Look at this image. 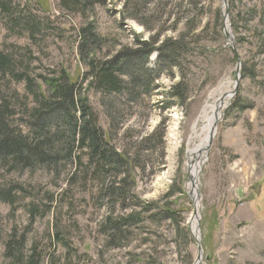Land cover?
<instances>
[{"label": "rangeland", "instance_id": "obj_1", "mask_svg": "<svg viewBox=\"0 0 264 264\" xmlns=\"http://www.w3.org/2000/svg\"><path fill=\"white\" fill-rule=\"evenodd\" d=\"M61 1L24 0L27 13L42 25L34 40L8 32L0 22V51L27 61L34 87H43L40 78L57 80L62 73L83 84L87 68L79 58L77 33L87 24L103 41L97 58L119 48L139 50V43L152 40L157 48L181 36L182 47L148 96L141 94L131 105L124 97L110 98L118 114L114 126L103 95L86 92L96 127L109 136L111 147L135 162L130 193L135 199L123 209L120 204L111 208L99 195L98 180L88 177L85 187L79 179L69 183L77 167L73 163L51 171L34 164L21 173L0 170V176L8 174L0 184L9 181L24 189V196L13 192L11 208L0 203V264L11 263L3 241L20 236L24 262L33 256L37 264H196L187 154L199 143L193 138L194 124L200 135L202 111L220 98V90L231 98L222 101V118L198 175L199 264H264V0H225V7L223 0H140V22L130 18L126 0L94 2L84 15L80 8L65 10ZM157 61L153 52L146 67L163 73L166 67ZM3 85L25 100L27 110L35 106L25 83L6 77ZM0 92L5 93L2 85ZM18 118L13 123L24 136L29 130ZM33 204L38 210L31 221ZM131 210L140 214L137 223L112 242L103 219Z\"/></svg>", "mask_w": 264, "mask_h": 264}, {"label": "trees", "instance_id": "obj_2", "mask_svg": "<svg viewBox=\"0 0 264 264\" xmlns=\"http://www.w3.org/2000/svg\"><path fill=\"white\" fill-rule=\"evenodd\" d=\"M192 1L188 0V3ZM23 2L24 0H0V22L2 21L8 32L27 34L29 39L34 40L42 32V25L27 13ZM94 2L101 3L100 0H62L60 5L67 11L80 8L79 11L84 15ZM125 5V10L129 7L132 13L129 15L132 16L130 18L139 21L137 14L140 0H126ZM77 39L80 61L87 68L82 85L77 82L78 79L71 81L67 74L62 73L57 80L40 78L43 87L39 85L34 87L26 74L27 61L0 51V85L5 90V93L0 92V170L9 174L21 173L24 169H32L34 164V167L46 166L51 171L54 168L58 169L60 164H69L71 167L73 163L77 167L68 175L69 183L79 179L81 185L85 187L88 177L93 181L98 180L97 182L102 184L100 197L106 198L111 208L114 209L120 204L123 209L126 203L135 199L130 194L136 172L135 162L129 155L111 147L106 139H109V136L105 138L96 127L95 116L89 108L86 92L96 90L103 95L106 116L109 118V124L114 126L118 114L110 98L124 97L127 105H131L140 99L141 94L148 96L152 90L155 91L157 80L168 68L175 65L183 36L177 41L165 40L157 48L154 40L141 42L139 50L119 48L101 58L95 55L100 52L103 41H98L92 25L82 27L77 33ZM153 52H157V62L161 69L166 67L163 73L160 69L155 72L146 67L148 57ZM19 67L24 70L21 72ZM6 77L17 83H25L26 93L35 95L36 104L32 109L27 110L25 100L7 90L6 85H3ZM172 98L177 101L181 99L174 92ZM18 115L21 126L29 130L24 136L13 123ZM77 151H80L79 155H76ZM55 172L59 175V170ZM6 175L8 174L4 176ZM4 176L0 178L5 179ZM23 190L22 186L11 184L9 181L2 182L0 203L11 208L15 201L14 195L16 192L23 195ZM133 207L137 205H132ZM28 210L32 221L38 207L33 204ZM139 215L135 210H131L128 215L114 216L110 213L103 219L102 227L112 242L118 241L123 228L129 229L134 226ZM23 240L20 236L18 239L11 237L3 241L10 264H37L33 256H30L27 262L23 261L22 251L25 243Z\"/></svg>", "mask_w": 264, "mask_h": 264}, {"label": "bare ground", "instance_id": "obj_3", "mask_svg": "<svg viewBox=\"0 0 264 264\" xmlns=\"http://www.w3.org/2000/svg\"><path fill=\"white\" fill-rule=\"evenodd\" d=\"M115 48V47H114ZM227 87V86H226ZM230 88V87H229ZM228 89V87H227ZM218 90V89H217ZM219 95L221 100L217 98V100L214 102L213 105L207 106L202 111L201 119L205 123L203 129L201 130L200 135H197L196 132V126L197 124H194L192 130H193V138H198L199 143L197 146L194 147V149L190 150L187 154V171L189 174L190 181L187 184V190L188 194H190L191 200H193L194 208L196 211V216H194L191 221L189 222L192 233L194 234V238L200 240L199 236V230H198V213H199V200L195 199L198 195L197 191V185H198V175L200 171L202 170V164L207 159V150L208 147L212 144V141L214 140L216 136V131L218 128V123L220 121V118H222V111L224 109V105L222 104V101L227 98H231V93L224 91L222 93V90L219 91ZM216 95V94H215ZM218 96V95H217ZM186 186V185H185ZM30 189V188H29ZM192 191V192H191ZM32 193V192H31ZM198 232V237H195Z\"/></svg>", "mask_w": 264, "mask_h": 264}, {"label": "water", "instance_id": "obj_4", "mask_svg": "<svg viewBox=\"0 0 264 264\" xmlns=\"http://www.w3.org/2000/svg\"><path fill=\"white\" fill-rule=\"evenodd\" d=\"M223 5H224V7H225V0H223ZM231 39V38H230ZM239 70H240V64L238 63L237 64V68H236V72H237V75H238V73H239ZM237 81H238V78H237V80H236V83H237ZM221 100V98L219 99V101ZM192 182V181H191ZM192 192V191H191ZM191 194V193H190ZM190 194H188V195H190ZM198 198H199V196L197 195L196 196V198L195 199H197L198 200ZM192 202H193V200H192ZM196 211H195V215L194 216H196ZM199 219V218H198ZM196 242H197V244H198V258H197V261H196V264H199L200 262H201V260H202V249H201V246L199 245V240L198 239H196Z\"/></svg>", "mask_w": 264, "mask_h": 264}]
</instances>
